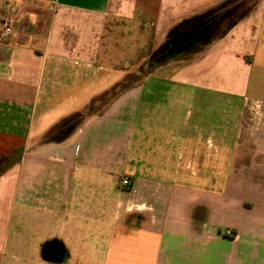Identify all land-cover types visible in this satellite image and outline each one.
Listing matches in <instances>:
<instances>
[{"label":"crops","instance_id":"0c3cea01","mask_svg":"<svg viewBox=\"0 0 264 264\" xmlns=\"http://www.w3.org/2000/svg\"><path fill=\"white\" fill-rule=\"evenodd\" d=\"M127 3L0 0V264H264V0H156L187 48L49 136L107 88L115 20L149 18Z\"/></svg>","mask_w":264,"mask_h":264},{"label":"rangeland","instance_id":"374dc122","mask_svg":"<svg viewBox=\"0 0 264 264\" xmlns=\"http://www.w3.org/2000/svg\"><path fill=\"white\" fill-rule=\"evenodd\" d=\"M127 9L129 11H140L141 7L147 10L148 19H117L114 22L113 34L105 37L110 46L109 51L104 53V62L107 67L101 68L100 71L109 74V84H105L107 88L101 90L98 99L93 100L88 109L81 115H78L73 120H68L63 123L60 128L51 133L52 138H62L69 131V125L78 120L80 121L83 116L87 114L100 112L109 102L115 97L124 92L125 90L135 87L147 75H156L161 73L163 66L169 65L165 59L170 56L169 50L172 46L178 45L180 37H176L163 45L157 43L158 37L155 35V19L156 14V0H127ZM198 34L202 36L203 26H198ZM197 33V32H196ZM187 35V34H186ZM199 35H193L198 38ZM185 36V35H184ZM184 37L183 41H187ZM186 48H183L184 51ZM170 68V67H169ZM168 85L164 83L152 84L155 92H161ZM138 93V92H137Z\"/></svg>","mask_w":264,"mask_h":264},{"label":"built area","instance_id":"2783aa9c","mask_svg":"<svg viewBox=\"0 0 264 264\" xmlns=\"http://www.w3.org/2000/svg\"><path fill=\"white\" fill-rule=\"evenodd\" d=\"M15 33V18L5 19L0 26V44H7L13 34ZM120 186L123 189H128L131 187V180L122 176L120 179Z\"/></svg>","mask_w":264,"mask_h":264},{"label":"trees","instance_id":"16d2710c","mask_svg":"<svg viewBox=\"0 0 264 264\" xmlns=\"http://www.w3.org/2000/svg\"><path fill=\"white\" fill-rule=\"evenodd\" d=\"M195 31L198 33L199 29H196ZM193 33H194V31H192L188 34L186 33L187 35L186 34H183V36L181 35L180 40L177 43L178 45L172 46L171 49L169 47L166 48V50H169L168 52H170L169 56H172V55L178 53L183 48H187V46H188L187 41H189V39ZM187 36L189 39H186L187 41H183L184 37H187ZM11 163H12V160L10 157L5 156L2 159H0V174L5 172L7 170V168L11 165Z\"/></svg>","mask_w":264,"mask_h":264}]
</instances>
